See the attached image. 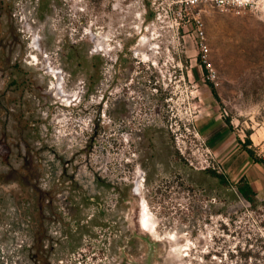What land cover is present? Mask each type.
<instances>
[{"label": "rangeland", "instance_id": "obj_1", "mask_svg": "<svg viewBox=\"0 0 264 264\" xmlns=\"http://www.w3.org/2000/svg\"><path fill=\"white\" fill-rule=\"evenodd\" d=\"M0 264H264V0H0Z\"/></svg>", "mask_w": 264, "mask_h": 264}, {"label": "built area", "instance_id": "obj_2", "mask_svg": "<svg viewBox=\"0 0 264 264\" xmlns=\"http://www.w3.org/2000/svg\"><path fill=\"white\" fill-rule=\"evenodd\" d=\"M181 5V9H191L199 6L201 3H211L220 8L228 7L231 3V0H178ZM235 3V2H233ZM196 27H197V35L201 39L200 40V61L204 65V67L211 73L213 71L212 63L209 59L210 51L207 44L204 42V24L201 19H196ZM210 77L214 79L216 76L211 75Z\"/></svg>", "mask_w": 264, "mask_h": 264}, {"label": "trees", "instance_id": "obj_3", "mask_svg": "<svg viewBox=\"0 0 264 264\" xmlns=\"http://www.w3.org/2000/svg\"><path fill=\"white\" fill-rule=\"evenodd\" d=\"M249 153L251 154V151H249ZM242 182L243 183H241V185L239 186V191L248 200H252L251 199V195H253V191H252L251 187H249V184L248 183H246V182L244 183V181H242Z\"/></svg>", "mask_w": 264, "mask_h": 264}, {"label": "bare ground", "instance_id": "obj_4", "mask_svg": "<svg viewBox=\"0 0 264 264\" xmlns=\"http://www.w3.org/2000/svg\"><path fill=\"white\" fill-rule=\"evenodd\" d=\"M144 58L147 60V57H146V54H144ZM60 91H62L61 89H60ZM139 172V171H138ZM139 174V173H138ZM139 176V175H138ZM144 212H145V214H144V216H143V223H144V225L145 226H148L149 225V222H150V215H149V211H148V209L147 208H144Z\"/></svg>", "mask_w": 264, "mask_h": 264}, {"label": "flooded vegetation", "instance_id": "obj_5", "mask_svg": "<svg viewBox=\"0 0 264 264\" xmlns=\"http://www.w3.org/2000/svg\"><path fill=\"white\" fill-rule=\"evenodd\" d=\"M143 211H144V208H143ZM144 216V215H143ZM143 216H142V222H143ZM143 225H144V223H143Z\"/></svg>", "mask_w": 264, "mask_h": 264}]
</instances>
